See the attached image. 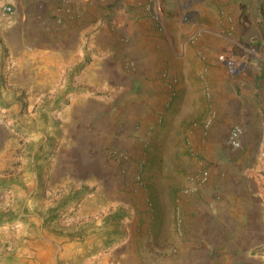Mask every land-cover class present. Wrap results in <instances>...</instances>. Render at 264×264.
<instances>
[{
    "label": "rangeland",
    "instance_id": "rangeland-1",
    "mask_svg": "<svg viewBox=\"0 0 264 264\" xmlns=\"http://www.w3.org/2000/svg\"><path fill=\"white\" fill-rule=\"evenodd\" d=\"M184 1L165 0L167 7L157 8L160 28L191 51L190 72L185 74L178 60L170 63L179 73L170 71L172 98L163 103L158 127L165 128L175 112L185 109L188 119L180 128L186 129L177 132L176 146L185 147L184 162L198 159L202 165L189 176H174L177 186H189L163 183L167 195L162 202L151 194L145 176L151 142L141 146L137 170H131L129 158L118 161L112 155L119 148L114 142L96 146V137L87 132L94 121L88 126L87 119H80L82 110L87 112L79 102L72 107L88 94L66 85L77 78L83 61L63 76V84L50 86L47 77L37 74L39 62L18 56L22 44L15 38L7 44L0 33V51L9 58L0 60V264H264V140L258 138L263 132L259 119L250 124L231 120L212 145L214 156L204 154L218 117L211 98L215 81L197 49L196 30L189 26L183 32L178 20L181 14L193 18L189 8L204 0ZM49 16L42 25L46 43L53 34ZM34 44L30 35L25 50L32 53ZM172 123L169 130L176 126ZM241 124L243 143L236 148L229 134ZM259 159L263 163H254ZM222 160L231 167L211 181L208 167ZM99 161L105 163V174L116 177V191L127 203L100 202L94 183ZM211 183L213 188L204 191Z\"/></svg>",
    "mask_w": 264,
    "mask_h": 264
},
{
    "label": "crops",
    "instance_id": "crops-1",
    "mask_svg": "<svg viewBox=\"0 0 264 264\" xmlns=\"http://www.w3.org/2000/svg\"><path fill=\"white\" fill-rule=\"evenodd\" d=\"M164 1L0 0V33L4 34L5 42L11 44L15 38L22 44L23 51L18 56H32L39 62L37 74L47 77L50 86L61 84L63 76L83 61L75 75L77 78L66 85L88 93L73 101L72 107L79 102L87 112L84 115L82 110L80 119H87L88 126L94 121L87 132L96 137V146L114 142L129 154V168L137 170L141 146L151 142L145 176L151 194L159 202L167 195L163 183L177 186L174 178L177 173L187 175L202 165L198 159L192 164L180 159L185 147L178 143L177 132L186 129L180 128L188 119L183 114L185 109L175 112L165 128L158 127L163 103L172 98L168 94L169 86L174 84L170 78V71H175L171 61L178 60L185 74L191 68L189 47L180 48L179 41L170 40L167 28H160L157 8L167 7ZM183 3L187 4L184 0ZM5 5H12L11 16L2 11ZM189 9L193 18L181 14L179 26L183 32L189 26L196 30L197 49L203 52L205 63L208 62L206 71L214 78L216 89L212 90L211 98L218 117L208 133L210 142L208 148H203L204 154L214 156L212 145L218 143L222 129L234 119L249 124L259 119V133L263 135L258 138L264 140V0H204ZM49 12L54 24L51 42L46 43L42 40V25ZM203 16H208V20L202 21ZM161 25L164 28L162 19ZM30 35L35 42L32 53L25 50ZM3 56L0 51V60L9 59ZM228 57L237 61L235 70L219 60ZM197 60L201 61V57ZM195 101L200 106L199 97ZM91 111L97 115L91 117ZM173 121L176 126L169 130ZM251 153L252 150L248 155ZM221 156L230 154L224 152ZM254 163H263V160ZM230 167L224 160L211 164L208 167L211 181ZM105 169V163L99 161L94 183L97 182L100 190L99 199H103L100 202L115 207L127 203V197L116 191V177L105 174ZM247 170L251 172L252 167ZM184 184L192 183H181ZM205 188L204 191L210 190L213 183ZM252 195L258 194L252 192Z\"/></svg>",
    "mask_w": 264,
    "mask_h": 264
},
{
    "label": "built area",
    "instance_id": "built-area-1",
    "mask_svg": "<svg viewBox=\"0 0 264 264\" xmlns=\"http://www.w3.org/2000/svg\"><path fill=\"white\" fill-rule=\"evenodd\" d=\"M2 11L4 13H12L13 7L12 5H5ZM224 62L232 70H235L238 66L237 61L235 59L226 58L224 59ZM244 133H245V130L243 126L241 125L235 126L229 134L230 144L236 148L241 147L243 143ZM112 155L113 156L116 155L115 157L118 158L117 159L118 161H122V160L126 161L129 158V154L120 148H117L114 151L112 150Z\"/></svg>",
    "mask_w": 264,
    "mask_h": 264
}]
</instances>
